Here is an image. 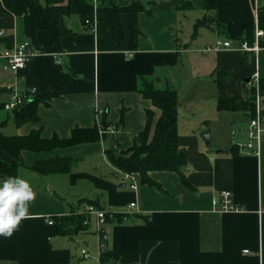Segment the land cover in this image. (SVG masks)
<instances>
[{
	"label": "crops",
	"instance_id": "0c3cea01",
	"mask_svg": "<svg viewBox=\"0 0 264 264\" xmlns=\"http://www.w3.org/2000/svg\"><path fill=\"white\" fill-rule=\"evenodd\" d=\"M109 1L95 0V5ZM114 1L119 6L135 2ZM153 1L152 15L138 16L142 35L132 57L130 51L114 48L115 27L99 24L95 33L79 17H72L68 24L76 36L63 37L62 51L52 45L51 35L40 31L35 45L42 55L18 73L0 65V128L12 113L4 109L12 90L62 93L49 106L38 107L37 123L21 128L13 124L8 136L41 130L45 140L54 136L66 140L76 128L100 126L99 110H105L111 123L105 137L95 143L23 151L19 176L0 175V264H264V134L258 154L246 146L248 113L258 92L254 80L264 79V51H205L223 41L237 47L236 38L245 25L255 24L264 0H217L216 16L224 32L203 27L194 39V24L205 15L203 0ZM187 2L192 7L181 9ZM25 43L32 44L24 21L0 17V51ZM141 77L153 79L158 88L169 82L178 93L179 145L188 152L186 177L193 189L174 172L154 171L150 178L161 190L141 183L133 190L132 181L108 160V150L119 155L132 147L146 126L148 111L154 122L161 115L138 91ZM219 78L224 82L218 84ZM221 99L236 103L220 111ZM202 125L211 135L212 149L205 147ZM219 149L225 153L216 155ZM0 158L6 159L1 151ZM57 158L73 159L72 170L67 174L32 170L38 162ZM228 190L242 211L215 209L213 199ZM84 201L126 216L122 222L107 223L105 253L99 252L92 224L78 236L59 234L57 219L88 206ZM132 203L135 208L129 207ZM90 233L94 236L87 239L85 234Z\"/></svg>",
	"mask_w": 264,
	"mask_h": 264
},
{
	"label": "trees",
	"instance_id": "16d2710c",
	"mask_svg": "<svg viewBox=\"0 0 264 264\" xmlns=\"http://www.w3.org/2000/svg\"><path fill=\"white\" fill-rule=\"evenodd\" d=\"M205 15L194 24L192 39L199 34V29L214 27L220 33L224 32V25L217 20L216 11L217 0H203ZM154 1L135 0L127 6H119L114 0H110L106 5H95L94 0H3L0 1V17L13 16L24 21L25 36L31 40L32 44L37 42V33L47 32L51 35V43L56 50L62 51L61 40L63 37L74 38L76 34L69 27L68 19L79 17L86 26L89 22L91 27L97 19L98 26L103 24L106 27H115L117 40L116 51L136 52L138 50V40L142 35L139 29V14L146 13L152 15L151 5ZM192 7L189 2L180 8ZM259 18V28L264 31V2L257 12ZM128 18L126 24L125 19ZM88 26V27H89ZM99 29V28H97ZM242 33L236 38L240 41H247L253 45L255 39V24L245 25ZM98 32V31H97ZM264 47V38L260 41ZM225 80L218 79V84ZM260 92L264 102V79L259 80ZM138 91L143 98L150 101L152 105L159 108L161 115L157 122H154L153 113L147 112V123L143 131L139 132L133 140L131 148L123 153L116 150L106 152L108 160L122 173L135 174L141 184L156 187L161 190V186L150 178V173L174 172L182 178L183 185L193 189L188 181L187 173L182 172L183 167H188V152L186 148L179 145V106L180 101L177 91L169 84L164 88H158L153 79L141 77L138 84ZM61 90L50 92V94H33L32 101L25 103L20 108L12 112L13 123L17 128L25 124L37 123L40 120L38 107L43 104L49 106L54 98L61 97ZM254 100V99H253ZM252 100V108L248 116L252 118L255 102ZM235 99H221L218 109L225 111L231 104H235ZM125 109L121 111V122H124ZM264 116V109L262 112ZM101 125H96L91 129L76 128L72 131L71 137L66 140L54 136L51 140L41 137V130L33 131L27 136H4L0 133V151L4 153L6 159L0 158V175L16 178L24 168L22 162L23 151L43 152L53 149L77 146L85 143H95L105 137L111 123L106 121L105 113L100 117ZM1 126V125H0ZM103 127V130H100ZM237 153L235 148L230 150ZM74 160L71 158H57L50 162H38L32 166L34 172L44 174L62 173L67 174L73 168ZM85 205L100 208L93 201H84ZM82 203V202H81ZM85 207V206H84ZM83 207V208H84ZM83 208L74 211L65 217L57 219L59 234L62 236H78L88 231L89 226L85 221L90 216L83 212ZM103 209V208H100ZM125 215L117 213H107L106 223L117 220L122 222Z\"/></svg>",
	"mask_w": 264,
	"mask_h": 264
},
{
	"label": "built area",
	"instance_id": "2783aa9c",
	"mask_svg": "<svg viewBox=\"0 0 264 264\" xmlns=\"http://www.w3.org/2000/svg\"><path fill=\"white\" fill-rule=\"evenodd\" d=\"M1 3H3V0H0ZM95 1V0H94ZM259 18L257 16L255 21V39L253 41V45L249 44L247 41H238V46L233 47V44H231L230 41H223V42H217L215 46H209L206 48L205 51H209L211 49L214 50H224V49H240L245 52L255 53L258 54L261 51H264V47L261 46L260 41L264 38V31L259 28ZM87 25L89 26V22H87ZM89 28L93 32H97L98 28V21L97 19L94 21L92 26ZM133 52H129L130 56L132 57ZM43 54V51L38 48L35 44H29L25 43L20 46H14L12 48H6L3 51H0V65L8 67L12 71L18 73L21 72V70H24L28 64L35 59V57L40 56ZM258 87L257 95L254 98V113L250 120V127H249V142L246 145L250 150H252L255 154L259 153V143L261 140V136L264 134V116L262 114L264 109V102L263 98L260 92L259 87V76H257L254 80ZM36 89H30L23 92H18L17 90L11 91V98L7 102V104L4 105V109L6 111L13 112L14 110L20 108L25 103H29L32 101L33 94H36ZM105 113V110H99L97 112L96 119L98 123L101 125L100 115ZM100 130H103V127H100ZM129 179L132 181L130 184L131 189L136 190L138 188V185L140 183L139 178L135 174H128L125 173L124 179ZM213 205L216 210L222 212V213H228V212H240L242 209L234 203L233 201V193L232 191H224L220 199H213ZM130 208H135V203L130 204ZM87 213L90 217H93L95 219L96 223V230L95 235L98 238V249L99 252L105 253L107 250L106 245V237L104 235V230L107 225L106 218L107 213L104 209L96 208L94 206H85L83 210L80 211V213ZM112 214V213H111ZM85 225L90 226L92 223L89 220H86ZM50 225H54L52 221H49ZM83 255L85 257H89V253L84 250Z\"/></svg>",
	"mask_w": 264,
	"mask_h": 264
},
{
	"label": "rangeland",
	"instance_id": "374dc122",
	"mask_svg": "<svg viewBox=\"0 0 264 264\" xmlns=\"http://www.w3.org/2000/svg\"><path fill=\"white\" fill-rule=\"evenodd\" d=\"M208 33V32H207ZM215 46V45H214ZM168 83V82H167ZM166 83V84H167ZM190 98H192L191 96H190ZM190 109H188V111H189ZM242 114V113H241ZM10 116V118H8V120L6 121V123H4L5 125H3V127L2 128H0V133L2 134V135H4V136H8V135H12V134H10V132H9V128H10V126H12L14 123H13V118H12V113L9 115ZM242 117H244L243 115H242ZM245 118V117H244ZM13 128H15V127H13ZM9 133V134H8ZM216 144V141H215V139H214V141H213V145H215ZM210 147H211V142H210ZM211 149H212V147H211ZM92 229L93 228H95L96 227V223H95V219L94 218H92ZM86 236V238L87 239H91V237H93L94 235L93 234H85Z\"/></svg>",
	"mask_w": 264,
	"mask_h": 264
},
{
	"label": "water",
	"instance_id": "95a60500",
	"mask_svg": "<svg viewBox=\"0 0 264 264\" xmlns=\"http://www.w3.org/2000/svg\"><path fill=\"white\" fill-rule=\"evenodd\" d=\"M167 84L169 85L170 83L168 82ZM202 129H203L202 133H203V139H204L205 147H207L208 149H211V147H210L211 135L209 132L204 131V129H205L204 125H202ZM222 153H225V151L222 149L216 150V152H215L216 155H220ZM182 172L187 173L188 172L187 167H183ZM122 186H124V185H122Z\"/></svg>",
	"mask_w": 264,
	"mask_h": 264
}]
</instances>
